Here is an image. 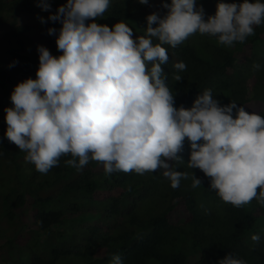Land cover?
Instances as JSON below:
<instances>
[{"label": "trees", "instance_id": "obj_1", "mask_svg": "<svg viewBox=\"0 0 264 264\" xmlns=\"http://www.w3.org/2000/svg\"><path fill=\"white\" fill-rule=\"evenodd\" d=\"M39 2L0 0V264H110L116 254L123 264H217L229 253L246 264H264V206L255 199L239 208L223 202L210 189L211 178L188 167L187 139L178 153L183 160L169 161L174 170L188 174L177 188L163 169L142 175L106 174L103 163L94 160L83 168L67 165L65 161L73 158L69 154L44 174L25 160L26 153L5 135V108L13 106L10 97L15 86L36 79L39 68V52L27 53L21 37L30 25L20 24L19 16L40 14L49 25L62 26L48 17L67 0H49L50 11L38 7ZM218 2L197 0V7L203 6L207 19L216 13ZM165 3L171 0H149L146 5L139 0H110L96 22L112 27L122 20L133 28L135 39L145 34L148 15L167 14ZM263 35L264 24L256 26L255 35L244 43L231 47L198 32L175 48L163 45L169 60L162 68L176 95L175 106L191 108L197 96L209 89L222 106L231 100L238 106L252 98L264 102ZM50 44L54 56L63 54L56 39ZM246 45L250 52L244 50ZM23 57L30 63L26 67L16 64ZM178 62H184L186 70L175 69ZM254 63L261 69L255 70ZM16 72L20 76L11 78ZM175 75L182 80L176 81ZM252 78L256 82L250 96ZM233 114L235 118V110ZM194 175L202 181L195 188ZM181 202L186 216L173 223L170 214ZM257 234L259 242L251 238Z\"/></svg>", "mask_w": 264, "mask_h": 264}, {"label": "clouds", "instance_id": "obj_2", "mask_svg": "<svg viewBox=\"0 0 264 264\" xmlns=\"http://www.w3.org/2000/svg\"><path fill=\"white\" fill-rule=\"evenodd\" d=\"M109 5L110 0H67L48 17L62 24L58 35L54 27L48 34L57 35L63 54L57 57L38 46L37 78L18 83L10 97L13 106L5 108L7 139L44 174L70 154L67 165L83 168L94 160L103 163L106 174L163 169L173 188L188 178L169 163L183 160L178 153L187 139L188 167L210 177V189L223 202L239 208L255 199L264 206V102L252 98L243 106L232 100L222 106L209 89L191 108H177L162 68L169 60L163 45L175 48L197 32L229 47L244 43L264 24V0H219L216 13L207 19L197 0H171L163 5L166 15L147 16L145 34L135 39L133 28L122 20L112 27L96 22ZM37 6L44 11L52 7L49 0ZM40 21L46 23L43 17ZM244 50L250 52L247 45ZM174 68L184 71L186 64L178 62ZM253 86L248 85L250 96ZM201 184L194 175L192 186ZM251 238L261 240L258 234ZM110 264L123 260L116 254ZM217 264L246 261L229 253Z\"/></svg>", "mask_w": 264, "mask_h": 264}, {"label": "rangeland", "instance_id": "obj_3", "mask_svg": "<svg viewBox=\"0 0 264 264\" xmlns=\"http://www.w3.org/2000/svg\"><path fill=\"white\" fill-rule=\"evenodd\" d=\"M40 17H42L40 14H22L19 16L20 24L30 25V29L26 33L21 35L22 39L25 41L27 53L37 52L39 45H43L47 47L49 50H51L50 41L53 39H57L59 29L62 27V26L55 27L53 25H49L47 22L41 23ZM53 27L57 29V35L48 34V29ZM16 64L20 65L21 67H26V65H29L30 63H28L27 59L23 57L21 59H17ZM19 76L20 73L16 72L13 75H11V78L16 79ZM253 84L254 81L251 80L248 85L249 87H252ZM251 105L257 106L258 103L252 102ZM185 216H186V209L184 203L181 202L174 209L172 214H170V220L173 223H177L180 222V219H183Z\"/></svg>", "mask_w": 264, "mask_h": 264}]
</instances>
